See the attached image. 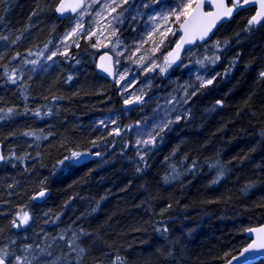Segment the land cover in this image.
Instances as JSON below:
<instances>
[{
    "label": "trees",
    "instance_id": "obj_1",
    "mask_svg": "<svg viewBox=\"0 0 264 264\" xmlns=\"http://www.w3.org/2000/svg\"><path fill=\"white\" fill-rule=\"evenodd\" d=\"M58 1L0 0V16L5 17L0 35L9 38L0 40L4 56L0 65L19 52L11 66L22 69L13 85L0 68V107L16 106L20 113L25 107L31 110L0 121V142L9 157L0 163V247L7 244L13 250V240L17 245L32 243L44 233L71 235L83 227L89 235L81 237L82 246L90 255L80 264H106L108 256L117 254L126 264H223L249 242L245 229L264 223V79L259 78L264 71V23L245 31L254 7L239 10L214 31L209 44L229 43H222L220 61L201 72L206 78L220 75L183 106L191 110L189 118L173 124L140 161L135 147H124L135 143L134 128L121 136L109 135L116 126L109 124L112 120L122 129L140 121L138 112H125L121 85L101 76L95 67L96 56L111 52L114 41L98 48L92 37H86L92 25L86 16L79 46L75 43L67 55L47 60L73 19L57 16ZM134 1L122 7L128 10ZM120 12L116 9L113 17ZM119 19L115 37L145 29L128 11ZM130 20L136 23L134 31ZM147 32L146 27L139 38L142 47L162 41H150ZM17 36L20 39L12 44ZM213 52L197 44L180 59L187 68L173 64L165 73L151 70L140 75L133 65L129 73L131 79H152V90L164 96H180L179 86L197 83L199 66L190 61ZM237 54L235 66L225 75ZM138 56L146 58L142 52ZM24 59L38 62L24 65ZM169 78L177 84L168 83ZM36 110L39 117L33 114ZM102 120L106 127L100 125ZM74 151L100 155L71 168L58 165ZM210 164L223 168L217 183L212 181L219 169ZM173 169L179 178L165 182ZM42 189H48V196L41 202L33 200ZM168 205L172 207L161 214ZM24 211L31 217L28 225L13 228L12 219ZM158 227L168 231L158 232ZM60 254L57 249L56 255ZM252 264H264V257Z\"/></svg>",
    "mask_w": 264,
    "mask_h": 264
},
{
    "label": "snow or ice",
    "instance_id": "obj_2",
    "mask_svg": "<svg viewBox=\"0 0 264 264\" xmlns=\"http://www.w3.org/2000/svg\"><path fill=\"white\" fill-rule=\"evenodd\" d=\"M11 0H9V3ZM128 0H122V2H117V0H112L111 4H106L103 0H91L89 3L88 0H73V2L66 6V0H59L55 8V12L60 14L61 16L65 15L66 12H71L75 14L73 19H75L76 23L71 28V31L67 32L65 36L62 38L63 41H68L73 37H76L78 34L84 31V20L83 17L86 13H89L90 10L94 11L92 5H100L103 8L111 7L112 12H116V9H121V12L117 14V16L113 17L117 22L120 21L119 17L123 15V12L127 11V9L123 8V4H127ZM205 3H211L215 8L214 12H204L202 11L203 5ZM259 4V9L256 14L253 15L247 22L248 28L245 31H250L253 25L264 23V0H176L175 3L164 4V11L159 13V18L162 20H167L171 17L175 18L176 22H180L181 29L184 31V36L180 38V41L176 44L177 51L169 52L168 55L172 56L173 59L165 60L164 66L159 68L161 73H165L168 68H170L173 64H176L177 67H185L188 65H184L183 61L180 60V52L179 50L184 47L185 44H192L193 39H188L190 35L195 36L198 35V39L203 42L206 49L211 50L215 49L211 55H205L202 59H194L190 61L191 64L198 65L197 75H196V84H184L178 87L176 91H182V96L169 95L166 99V102L163 106L157 105V108L154 110V117L150 121L151 127L149 128V122L147 121H137L135 125H127L123 129L117 125L115 120H112L111 123L116 125L109 135L121 136L124 132L130 131L133 128L137 130L138 139L135 140V143L132 145L125 144L124 147H135L137 156L140 161H145V157L149 152L152 151L156 145L164 139V135L166 132H170L172 130V125L181 122L182 120H186L190 116V109H184V111H180V108L177 105L183 107L184 105L189 104L193 97H195L200 91L204 88H207L209 85H212L217 77L220 75L219 73H215L211 75V78H206L203 73H206L209 65H215L218 61H220L221 57L218 53L221 52L222 43L224 46H227L229 41L225 40L222 43L220 41H216L214 43L209 44L210 33L213 32V29L221 24L224 20L230 18L234 12H238L243 9L246 5L250 4ZM163 4V0H151V5L161 6ZM114 5V6H113ZM145 8L149 7V4L143 5ZM8 4L4 5V11H7ZM101 13L96 12V15L99 16ZM33 16L37 15L36 11H33ZM5 17L0 16V21H3ZM135 19V17H133ZM151 20L155 21L157 19V15H153L150 17ZM111 24V22H109ZM27 30V29H25ZM174 34V33H173ZM115 35V32H113ZM9 38L6 35H0V40L7 41ZM20 37L17 36L15 40H12L11 43L15 44ZM76 45L79 46L78 41H75ZM117 43H122L117 38ZM143 43V42H141ZM45 49H47L48 45L45 44ZM139 51V48H137ZM113 52H115L117 57L122 55L121 52L116 51L115 47H113ZM41 55L43 52L41 51ZM58 53L53 51L50 55L47 56L48 60H52ZM67 55V52L63 53ZM33 53L31 50L28 51V56H32ZM136 53L133 52L131 55L127 57L129 61L135 63L132 58ZM237 58L233 59L229 68L225 70V75L232 71V68L235 66ZM21 54L17 52L14 56H11L7 63L0 65V68L3 69V76L7 82L15 85L19 80V74L22 72L21 68L11 66V62L17 60ZM103 60L104 57H101ZM109 60H112V57H108ZM142 60L143 57H140ZM0 60H4V56H0ZM180 61L177 64V61ZM37 60H29L24 59V65H36ZM121 64V60L119 58L115 59L112 62V69L105 67L103 71L106 72L109 76H112L115 83L121 85L120 91L123 96V103L126 108L129 106L140 105L143 106L146 103L144 99V90L141 89V94H136L135 92H129V87L132 85L133 80L131 79V74L128 69L121 70L118 66ZM98 67H100L98 65ZM142 71H151L147 65H139ZM203 70V73L201 72ZM35 70L34 68L32 69ZM259 78L264 79V71L259 73ZM69 80L72 79L71 76L68 77ZM124 82L121 84V82ZM191 89V91H189ZM124 93H128L124 95ZM54 99H58L54 97ZM217 105H221V101L216 102ZM170 106V107H169ZM31 110L26 108L23 113L17 111L16 106L3 108L0 107V121H4L6 119L12 118L16 115L28 114ZM163 113L161 116L160 113ZM35 116L39 117L41 115L40 110H36L33 113ZM100 125L107 126L105 121H100ZM24 135H32V133H24ZM264 135V133H262ZM93 144H96V141H93ZM174 154V153H173ZM90 155L89 153H80V152H72L70 156L64 157L62 160L58 161V165L62 167H73L81 162L83 156ZM95 155L99 156L100 153H96ZM16 159H20L19 157H15ZM9 157L0 154V162L8 160ZM168 159V158H166ZM209 167L219 169V174L216 179L212 181V183H217L223 177L224 171L223 168L218 164H210ZM195 168V161L193 162V167L189 168L188 171L191 172ZM141 168H137L136 171H141ZM179 173H176L173 169V173L169 176L164 177L165 182L170 179H178ZM11 187V185H9ZM251 187V185H249ZM45 191L41 190L37 196L33 197V200L38 197H44ZM171 205H168V208L162 210L168 211L171 208ZM95 211V209H93ZM47 215V214H45ZM31 217L27 211L23 212L21 216L19 213L14 216L11 221L13 228H22L28 225ZM59 217L57 216L52 223H55ZM48 222L47 220L45 221ZM158 232H167L168 228H157ZM249 233H256L257 239L253 240L252 243L248 244V246L244 249L243 253H241L240 257H231L226 264H232V260H238L244 258L247 253L250 252H264V226L259 228H249L246 229ZM89 233L83 228H79V230H72L71 235L65 234H57L53 236H49L48 233H44L43 236H37V242H24L20 245H17V241H11V246L13 250H10V246L5 244L0 247V264H73L75 261L76 264H80V261L86 259L90 253L87 249L82 246L84 244V240L81 237H87ZM50 241V242H49ZM59 249L61 254L56 255V250ZM254 260V257H249L246 264H250V262ZM101 264H105V262H101ZM106 264H126V261L119 255L108 256Z\"/></svg>",
    "mask_w": 264,
    "mask_h": 264
},
{
    "label": "rangeland",
    "instance_id": "obj_3",
    "mask_svg": "<svg viewBox=\"0 0 264 264\" xmlns=\"http://www.w3.org/2000/svg\"><path fill=\"white\" fill-rule=\"evenodd\" d=\"M118 1L119 0H117V2ZM88 2L90 3L91 0H88ZM175 2H176V0H168L167 2H163V4L161 6H155V5H151V0H135L128 7L127 11L131 14L132 19H133V17H135L137 19V21H142V23H143L142 26H144L145 29H142V30L137 31V32H133L132 35H122V38L118 37V36L115 37V35H113V32L116 33V22L112 18V21H111L112 24L109 27L108 32L101 39L95 41L97 47L102 48V47L106 46L107 44H109L110 42L114 41L113 47H115L116 51L121 52L122 55L120 57H117L115 52H113V50L110 53L113 55L114 60L117 58H119L121 60V64L118 66L121 70H123V69L129 70V68L131 66L135 65L140 70V75H142L144 73V71H142L141 68L138 67V64H139V65H147L149 68L152 69V71H156L157 73H161L159 71V68L164 66L165 55H166L167 51L169 50V49L165 50L164 48L166 47V45L169 41H175L176 42V40L178 38V25L180 22H176L174 17L167 19L169 24H170V31L164 36L162 41H160L157 44L148 43L145 47H142L139 44V38L141 35H143L145 33L146 27L149 29L148 26L150 24L151 25L154 24V21L151 20L150 17L153 15H157V18H159L158 14L165 10L163 5L169 4V3H175ZM144 4H149L150 6L145 8L143 6ZM92 6H95V10L99 7H100V9L103 8L100 5H92ZM92 15L94 18V12ZM92 15L90 16V12L86 13L85 16L83 17V20L86 16H89L91 19L90 22H91V24H93ZM113 16H114V14H113ZM70 22H71V27L69 28V30L67 32L71 31V28L76 23L75 19H72ZM135 24L136 23L134 21L130 20L129 26L131 27V30H133V31L135 30V26H134ZM91 27H92V25H91ZM91 27L88 29V32L86 34V37H88V38L92 37ZM146 35H147V38L149 39L148 32ZM81 36H82V32L80 34H78L76 37H73L68 41L62 42V39H61V41L58 43V45L55 47V49L52 50V52L53 51L57 52L58 54L56 56L63 55V53L68 52L69 48L71 46H73L76 43L75 41H78ZM117 38L122 43H117ZM137 48H139V51H137ZM133 52L136 53V55L133 56V58H132L134 61H136L135 63H133L132 61H129L127 59V57L129 55H131V53H133ZM139 52L144 53L146 58L141 60L138 56ZM56 56L53 57V59L49 60V61H52V62L55 61ZM171 68H172V66L170 68H168L167 70H170ZM138 78L139 77L132 79L133 83L129 87L128 91L129 92H135L136 94H141L140 90L143 89L144 90V99L146 100V103L143 106L135 105V106H129L128 108H126L124 105V110L126 113H129L131 111H134L136 113L138 112L140 114L139 120L142 122H144V121L149 122V128H150L151 127L150 121L154 117V110L157 108V105L163 106L165 104L166 99L169 97V94L164 96L163 95L164 93L161 94L162 92H160V91L152 90V87L154 85V81L152 79L145 78V79L139 80ZM122 83H123V81L121 82V84ZM168 83H170L172 85L177 84V80L173 79V78H169ZM148 93H150V94H148ZM127 94L128 93H124V95H127ZM182 95L183 94L180 93V96H182ZM122 100H123V96H122ZM177 107L180 108V111L184 110V107H181L179 105H177ZM160 115L162 116L163 113L161 112ZM109 124L113 125L111 122ZM133 132H134V141H135L139 137L137 136V130L135 128H134Z\"/></svg>",
    "mask_w": 264,
    "mask_h": 264
},
{
    "label": "water",
    "instance_id": "obj_4",
    "mask_svg": "<svg viewBox=\"0 0 264 264\" xmlns=\"http://www.w3.org/2000/svg\"><path fill=\"white\" fill-rule=\"evenodd\" d=\"M72 2H73V0H66V6L70 5ZM58 3H59V1L57 2V4H58ZM57 4H56V6H57ZM56 6H55V8H56ZM248 6H252V7H254V12H253L252 16L255 15L256 12H257V10L259 9V4H258V3L250 4V5H246L245 7H248ZM245 7H244V8H245ZM202 11H204V12H214V11H215V8L213 7V5H212L211 3H205V4L203 5ZM236 13H237V12H234L233 15H232L230 18L224 20L221 24H218V26H217L216 28L213 29V32L209 34V35H210V38L212 37L214 31H215L220 25H222L223 23H225V22L231 20V19L233 18V16H234ZM56 14H57V16H58L59 18H61V19H65V18H67V17H69V16H74V15H75V14L71 13L70 11H69V12H66L65 15H63V16H61V15L58 14V13H56ZM252 16H251V17H252ZM251 17H250V18H251ZM259 25H260V24H257L256 26H259ZM182 36H184V31L181 29V25H180V23H179V25H178V38H177L176 42L174 43V45H173V46L168 50V52L166 53V55H165V58H166V59H168V60L173 59V57H172V56H169L168 53H169V52H173V53H174L175 51H177V49H176V44L180 41V38H181ZM187 38H188V39H193L194 42H193L192 44H185L184 47H183L182 49L179 50V52H180V58H181L182 55L185 53V51H187L190 47H192V46H194V45H196V44H203V42L200 41V40L198 39V35H195V36L190 35V36L187 37ZM109 56L112 57V60H109V59H108ZM101 57H104V59L102 60ZM113 61H114V59H113V55H112L110 52H108V51H103V52L99 53V54L97 55L96 59H95V66H96V70H97V72H98L101 76H103L104 78H106L107 80H109V81H111V82H114L113 77H112V76H109L106 72H104V71H103V68L107 67V68H109V69L111 70V69H112V62H113ZM178 61H179V60H178ZM178 61H177V62H178ZM98 65H99L100 67H98ZM0 154L4 155V154H3V145H2L1 142H0ZM89 154H90V155L83 156L82 159H81V162H82V161L89 160V159H92V158H94V157L96 156V155H95L96 153H89ZM0 163H1V162H0ZM42 190L45 191V196H44V197H38L37 199H35V201H37V202H41V201H43V200L48 196V189H42ZM40 191H41V190H39L38 192H36V193L34 194V196H37L38 193H39ZM262 226H264V223H261V224L255 225V226H251V227H249V228H259V227H262ZM249 228H247V229H249ZM244 235H245V237L249 240V242H248L246 245H244V246H243V247H242V248H241V249H240L235 255H233V256H235V257H240L241 253H243L244 249L248 246V244L252 243L253 240H256V239H257V234H256V233H249V232L246 231V229H245V231H244ZM233 256H231V257H233ZM231 257H230V258H231ZM249 257H254V260H252V261L250 262V264H252V263H255V262H257L258 260L262 259V258L264 257V252H250V253H247V254L244 256V258H242V259L232 260V264H246V261H248V258H249ZM230 258H228L223 264H226V262H227Z\"/></svg>",
    "mask_w": 264,
    "mask_h": 264
},
{
    "label": "built area",
    "instance_id": "obj_5",
    "mask_svg": "<svg viewBox=\"0 0 264 264\" xmlns=\"http://www.w3.org/2000/svg\"><path fill=\"white\" fill-rule=\"evenodd\" d=\"M106 4H111L112 0H103ZM114 6V5H113ZM97 12L101 13L99 16L95 15V21L92 28V34L96 39H99L109 26L110 18L112 16L111 7L98 9ZM170 29L167 20L157 18L154 24L150 27L149 36L152 40H157L159 37L164 36Z\"/></svg>",
    "mask_w": 264,
    "mask_h": 264
}]
</instances>
